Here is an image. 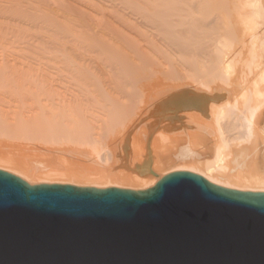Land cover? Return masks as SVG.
Returning a JSON list of instances; mask_svg holds the SVG:
<instances>
[{
	"label": "bare ground",
	"instance_id": "1",
	"mask_svg": "<svg viewBox=\"0 0 264 264\" xmlns=\"http://www.w3.org/2000/svg\"><path fill=\"white\" fill-rule=\"evenodd\" d=\"M143 3L120 25L56 20L52 55L0 53V170L137 192L190 172L264 193V0Z\"/></svg>",
	"mask_w": 264,
	"mask_h": 264
},
{
	"label": "water",
	"instance_id": "2",
	"mask_svg": "<svg viewBox=\"0 0 264 264\" xmlns=\"http://www.w3.org/2000/svg\"><path fill=\"white\" fill-rule=\"evenodd\" d=\"M0 264H264V193L190 172L137 192L0 170Z\"/></svg>",
	"mask_w": 264,
	"mask_h": 264
},
{
	"label": "rangeland",
	"instance_id": "3",
	"mask_svg": "<svg viewBox=\"0 0 264 264\" xmlns=\"http://www.w3.org/2000/svg\"><path fill=\"white\" fill-rule=\"evenodd\" d=\"M143 6V0H0V53L37 55L39 51L45 53L43 55H52L53 52L42 50L41 43L56 40L54 36L60 27L56 20L68 22L63 27H75L81 14L92 25L106 22L120 25L140 19ZM24 158L31 164L38 162L40 157L29 149Z\"/></svg>",
	"mask_w": 264,
	"mask_h": 264
}]
</instances>
